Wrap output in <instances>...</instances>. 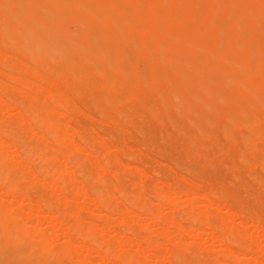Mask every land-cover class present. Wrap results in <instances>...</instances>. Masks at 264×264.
<instances>
[{
    "label": "rangeland",
    "instance_id": "obj_1",
    "mask_svg": "<svg viewBox=\"0 0 264 264\" xmlns=\"http://www.w3.org/2000/svg\"><path fill=\"white\" fill-rule=\"evenodd\" d=\"M76 1L81 6L85 5L84 6L85 8H83V7L81 8L82 11H87L86 9H89L93 5H96L99 3H104L105 7H108L109 3H110V1H107V0H80V1L76 0ZM113 1H114V3H117L120 0H113ZM125 1L127 2L128 6H131V7L138 6L140 8L138 11V19H141L140 21H141L142 28L147 29V31H149V32L147 34L144 46L138 47L139 48L138 49L137 46H135L136 48L134 47L136 35L135 36L129 35L130 37H128L125 34V32L123 31L124 30L123 26H121L120 28L117 27L116 30L118 29L117 30L118 39L110 40L109 45H106L102 48V53L104 51L105 54L104 53L103 54L105 56L109 52L108 50L110 49V47H111V50H114L117 48L116 50H117L119 55L109 56V57H110L111 62L114 61L113 67H112L113 69H114V65L117 66L118 63L125 66L126 72H124V73L122 72L123 73L122 75L117 74L115 69H114L115 71H113V69L111 70V67H110L111 65H109L107 62H105L106 59H102V60H99V62H98L99 69H101L100 70L101 72H98V65H94V64L81 65L80 68L82 69V71L80 72V74L82 73L81 74L82 76L77 72V74L80 75L79 77L81 79V81L78 82V80H80V79L76 75V71L73 70L75 72V73H73L72 69L69 67L70 65H68V64L66 65L63 61H60L59 59H55V60H53V62L48 61V59L46 57H43V56H39L36 60L32 59L33 58L32 50L31 49L19 50V48H20L19 44L22 41L30 40L32 42V44L35 43L36 46L41 45L40 42L44 41L46 39H49L48 34L52 33V31L50 29L44 30L41 25H35V26L31 27L30 26L31 21L30 20H27V21L24 20L20 16L19 13H16V15L11 17V22H12L11 24L14 26V29L18 33V35L15 36L16 37V42H14L15 44H12L13 40L15 39L14 37L8 36L9 38H7V37H5L7 35L2 33L3 32L2 30H1L2 32H0L1 37L4 34V36L2 38L3 40L0 37V80H1L0 81V125H3L0 128V135L2 138V139H0V152L1 151L3 152V153L1 152L0 158L2 156H3V158H5L2 161L3 163H0V176H2V175L4 176V174H6V172H8L7 169L9 168L10 174H11V172L13 173L14 170L16 171L11 176L14 177V174H17V172L19 171L21 173L20 174L18 173V174L20 176H22V178H23V180L20 182L19 177L15 178L16 176H18V174H17L14 178L16 179V181L18 179L17 182H19V183L17 184V182L13 178L12 180L16 183L14 184V182H13V184H12L13 186H12L11 185L12 180L10 181L9 179H7V176H8V178L10 177V175L7 173L8 175H6L5 181L9 180V183H7V181H6L7 184L4 182L3 183L6 184V187H8V188H4L2 185V182L0 183V185H1L0 186V198H1L0 200H1L2 204L4 205V208L6 205H8V206H6V209L3 210V208H2L0 210H1V212L3 210V212L5 214H8L12 217L14 216L16 219L21 218V219H19L20 221L18 220L19 222L18 223L16 222L15 224L17 225L21 222L20 224L22 226V231L23 232L25 231L23 233V235H20L19 234L20 231L16 230V227H17V229H21V228H19L20 225H18L19 227L18 226H16V227L11 226V228L9 227V230L10 229L12 230L14 228L16 231H18V232H16V234L18 233L19 235L14 234L15 233L14 230H12L13 233H11L12 231H10V233H9V230L7 229L8 224H7V226H6V224L3 226L4 223L1 224V226L5 230L4 231L3 228L0 227V230L2 229V231H0L1 237L3 236L2 239L4 238V236L7 238H10V239H8V240L4 239L5 242L3 240H1L3 242V244H1L0 246H2V245L3 246L0 248V253H1L2 249L7 248L8 250H6V249H4V250L7 251L8 255L6 253H4L5 252L4 250H2V252L5 255V256L3 255V257H5L6 260L1 261L0 264H9V263L13 264V262H15L14 264H26V263L27 264H34V263L35 264H70L71 259H72L71 260L72 264H105L107 262H109L107 264H115V263L116 264H120V263L121 264H128V262L130 264H132L130 261L124 262V258L129 256L128 254H132L133 252L136 253V255H135L136 260L138 259L137 257H140V260L139 259L138 260L140 262L142 261L141 262L142 264L143 263L144 264H183V263L186 264V262L188 264H201V263L202 264H204V263L205 264H240V263L241 264H264V259H263L264 258V170H263L264 166L262 167V164L264 165V162L263 163L261 162V160L264 161L263 160L264 159V156H263L264 155V120H262V119H264V97L263 98L262 97L261 98L253 97V96H251V94H250L251 92L249 90H245L243 92V95H241L237 99H235V102L237 103V101H239L240 104H238V103L236 104L235 102H230V101L224 100V101H218L217 102L218 112L216 111V113L213 112L212 110L205 109L204 108L205 105L202 103H204L205 100L207 99V97L209 96L208 93L209 92L211 93V91L213 89V84L215 83L216 78H217L216 73H214L213 70H211L209 72V74L207 73L204 77L203 82L205 83L204 84L205 85V87H204L205 91L198 92V94H197L196 93L197 85H195V83H194L190 86L193 93L187 94V96L183 99V102L187 106L194 108L193 110H190L188 112V110H184L182 108L180 109L179 107H177L179 105L178 98H175V100H173V97H172L173 96L172 93L174 95H176L178 90L181 92L185 90V88L183 87L182 81L184 80L183 77L185 78L189 74V71L187 70L189 68L185 67L188 64H186L184 66V68H180L179 67L180 63L178 64V63L174 62V60L175 61L177 60L176 55H178V53L181 51V47H176V46L172 45L173 35L180 32L181 28H183V26L187 24V19L189 17L197 14V13H200L202 8H204V15H203L204 19H206L207 21L209 20V22L212 24V26L218 25V24H220V22L228 23V20L231 18V16L228 17L230 14L226 15L225 18L218 16L219 15L218 13L220 11V2L225 3L227 0H193L192 3L188 4V5H186V3H185L186 0H180L179 6H178L179 1L171 2L170 0H166V1L165 0L164 1L159 0V2H160L159 5L153 10L150 9L151 0H125ZM215 1H216V3H215ZM246 1H248L250 6H252L251 8H253L254 10L258 9V7L264 6V0H246ZM143 5H145L146 7H143ZM114 8L112 10L113 14H114V19H117L118 17H120V11H119V9H117V7H114ZM142 8H144V9H142ZM117 14L119 16H117ZM167 14L172 15L173 17L171 19L167 20L165 18V16ZM149 17H151V18H149ZM241 17L242 18L240 20V23L242 25H244V24H246L252 20V19H250V17L248 15L247 16H241ZM114 21L115 20L109 22V24H111V28L114 25ZM202 21H203V19H202ZM243 21H244V23H242ZM104 23H105V21H103L102 25H106ZM257 24L260 28L264 29V18L258 20ZM146 26H147V28H146ZM24 27L25 28L27 27L25 29V30H27V35L23 33ZM105 27L107 28L108 26H105ZM149 27L151 28V30ZM29 28H31V29H29ZM240 30H241V33H239V35L237 34L236 36H234V34H231V33H227V34L224 33L225 35L224 34H216V35L212 36L209 39V45L206 48L207 50L201 49L203 51H200L199 48L197 50V49L193 48L194 46L192 45V43H190V46H187V48L184 50V53H186L188 55V57H191V56L192 57H202V56L205 57L210 52L215 53V55H216L217 50H219L218 48H220V51L233 49V48H239V49L241 48V50H239L242 53L240 56L243 59L253 60L255 58V56H254V58L251 59V55L249 57L247 55L248 53L246 51H244V49H243L244 46L246 45V42H247L249 37L246 36L247 34H245V32H242V29H240ZM167 34H168V36H167ZM92 36L94 37L95 35H92ZM92 36H91V38H92ZM133 36H134V39H133ZM170 36L172 37V39H170ZM6 38L11 39V42H9L10 40H7ZM94 38L100 39L101 36L99 34H96V36ZM10 43H11V45H10ZM87 43H88V40H87ZM131 44H133V45H131ZM1 51L3 54L1 53ZM11 53L16 55L17 59H12L11 57H9L11 55ZM126 53H127V55H125ZM136 53L140 54V55L139 56L137 55L138 56L137 59L132 60L134 54H136ZM14 55H12V56H14ZM77 55H78V57H84V54L81 51L79 53H77ZM242 55H244V56H242ZM126 56H127V59H126ZM111 57L114 58V59L112 58L113 61H112ZM14 58H15V56H14ZM106 58H107V56H106ZM123 58H125V59H123ZM10 59H12L13 61L11 60L12 61L11 62ZM19 60L21 62V65L16 64L17 65V67H16V65H14L13 62L15 61L18 63ZM56 60H57V62H56ZM103 60H105V61H103ZM75 61H76V57L72 56V57L68 58V63H73V62L75 63ZM177 62H178V60H177ZM22 64H24V65H22ZM48 64H49V70L47 69ZM41 65H42V67H41ZM106 65H108V67L110 69H108V67ZM23 66H25V67H23ZM26 66L27 67L31 66L33 68V70H35V73L38 75H33V77L36 76L37 79L32 78L31 74H30L31 76L29 74H28L29 76H27V72H29V67H28V71H26V75H24L22 73V70L25 69ZM66 66H68V68L64 69V68H66ZM219 66H221V65L219 64ZM56 67L58 68V70H56ZM17 68H19L20 70H21V68H23V69L20 72V70H18ZM87 68H89V69L86 70ZM235 68L236 67H234V69ZM50 69L51 70L53 69V70L51 71ZM59 69H60V73L62 72V74H63V75H60V77L62 76V78H60L58 76ZM103 69L104 70L106 69V70L103 71ZM160 69H167L168 72H170V75L174 81H173V83H171L170 81L161 82L160 86H158L160 91H158V88H157V90H156L157 93H156V92H153L154 89L152 90V87L150 88V86L152 84L150 85L148 81ZM30 70L33 71L32 69H30ZM31 71L29 73H31ZM37 72H40V74ZM35 73H33V74H35ZM148 73L150 74L149 77L147 76ZM72 74H75L74 76H76V77H74ZM111 74H112V77L110 76V79H109L108 75H111ZM14 76H16V77H14ZM23 76H24V78H25V76L29 77V78L26 77L28 79L27 84H28L29 79L30 80L32 79V82L34 80L37 81V84L40 86V88L38 87V85H36L35 81L33 83L40 90L37 89V87L34 85H32V88L34 87L35 90L34 89L33 90L35 91V93L39 94V95L37 94V96H39L38 98L34 97L35 93H33V99H32V92H34L32 90V88L30 89V87H27V85L23 86V82H22ZM113 76L115 77V79ZM71 77H74V78H71ZM128 77H129V80H128ZM106 78L109 79L108 82H111L113 79L114 80L117 79L118 80V81H116V82H118V83H116L117 86H114L111 88L109 87V84H106V85H108V87L102 86L105 83V81L107 82ZM16 79H18V80H16ZM141 79H144V80L146 79V80L143 81ZM65 80H66V82H65ZM90 80L91 81L93 80L92 82L94 83V85H92ZM114 80H113L112 84L110 83L111 85H113L115 83ZM130 80H131V82H130ZM121 81H125L124 82L125 85L122 82L124 86L122 84H119V83H121ZM24 82H26V81H24ZM102 82H103V84H102ZM250 82H251V84L255 83L254 85H259V86L264 87V76L252 77V78H250ZM73 83H75L74 88H73ZM95 83H97V84H95ZM126 83H127V85H126ZM143 83H145V86ZM168 83H170V84H168ZM171 84L173 86H171ZM48 85H50V86H48ZM66 85H68V86H66ZM28 86H31V85H28ZM65 86L67 87L66 91H65ZM101 86L103 87V89H101L102 88ZM121 86H123V87H121ZM169 86L173 89L170 90L171 88H168ZM8 87H10V88L8 89ZM41 87H44V88L41 89ZM124 87H126V88L128 87L127 90ZM2 89H4V90H2ZM10 89H12V90H10ZM117 90L118 91L120 90L119 91L120 93ZM129 90L130 91L132 90V94H128L129 96L131 95L130 97L126 96V93H130ZM169 90L173 91V92H171V95H170ZM47 91H48V93L50 92V94H48ZM114 91H116V92H114ZM122 91H124V92H122ZM28 92L30 93V98H28L29 95L26 94ZM52 92L55 94L52 95ZM19 93H21L22 95ZM58 93H59V95L57 96ZM60 93L61 94L63 93V95L65 96L64 99H66L67 102L64 101L63 104L61 103L63 101V95H60ZM123 93H125V99L122 102V99L124 97ZM229 94H231V91ZM122 95H123V97H121ZM59 96H61L62 98H58ZM108 96H109V98H113V100H115L113 102H115V103L117 102L116 105H115V103L112 104L109 102V104H108L107 102L106 103L104 102L105 100L106 101H112L111 99H109V100L107 99ZM115 96H118V98H122V99H119V104H118V101H116V98L114 99ZM174 97H176V96H174ZM25 98H28L29 100L31 99L30 100L31 105L33 104L31 107L29 105L30 102H29V104L27 103L29 100L27 99L28 100L27 101ZM118 98H117V100H118ZM254 98L257 100H255ZM24 99L27 102L24 101ZM59 99L62 101H60ZM164 99H165V101H164ZM176 99H177V101H176ZM125 100H127L129 102H127ZM96 101H98V102H96ZM240 101H242V102H240ZM260 101H263L262 102L263 105L261 104V106H260V103H261ZM23 102L25 104H23ZM167 102H169V104ZM4 103H6V104H4ZM20 103H21V106L24 105L23 106L24 108L27 107L26 110H28L30 107L29 110H33L34 112L30 111L28 113V111H26V110L23 111L22 109H24V108H22L20 106ZM26 103L28 104V106L25 107V105H27ZM44 104H45V107H47V109L44 107ZM149 105L151 107H147ZM155 105H156V107L159 108V110H157ZM237 105L239 107H237ZM49 106H51V108ZM194 106L195 107L197 106V107L195 108ZM37 107L40 109H42V108L43 109L39 110ZM240 107H241V109H240ZM145 108H146L147 112H149V108H151L150 111L152 110V113L150 112L151 114L150 113L145 114L146 113V111H144ZM161 108H162V110H161ZM176 108L179 109V111ZM252 108H253V110L255 109L256 111L255 110L254 111L257 113H255V112L252 113V111H253ZM246 109L251 110V111L246 112L247 111ZM19 110L22 111V114H20L21 111H19ZM46 110L48 113H46ZM238 110H240V111H238ZM242 110H244V111L242 112ZM35 111H37V112H35ZM38 111H40V112H38ZM43 111L46 115H44ZM155 111H156V114L154 113ZM158 111L161 112V114L160 113L158 114ZM26 112H27V114H26ZM143 112H144V114H143ZM177 112H179V113L177 114ZM245 112L253 114L252 116L253 117L255 116L256 121L259 120L260 123L258 124L256 121H253L251 123L250 119L252 117L250 119L248 118V117H250L249 116L250 114L247 115V117H246ZM255 114H257L258 116H256ZM230 116H231V118H230ZM262 116H263V118H262ZM44 117H46V118L44 119ZM48 117H49L50 121L54 120V121H52V123L54 122L57 124V125H54L52 123H51V125L49 124L50 127L54 125L55 126V127L53 126L54 129L49 128V125H47V124H44V126L46 127V125H47L49 128L48 130L46 129L47 127L45 128L42 126L43 121L48 119ZM13 118H14V120L10 121ZM169 118L172 121H170ZM211 118H212V120H211ZM42 119H43V121L41 122ZM189 119H191V122H193L194 125H191L189 123V121H190ZM207 119H208L209 125L211 124L212 126L211 125L210 126L205 125ZM101 120L104 121V124L101 123ZM210 120H211V123H210ZM245 120H249V121H245ZM254 120H255V118H254ZM50 121H49V123H50ZM98 121H100V123ZM7 122L10 124H11V122H13L12 123L13 125H14V123H16V124L12 127V129L8 128V131L5 130L6 133L2 134L3 130H4L3 128L7 129V126H5L8 124ZM47 122L45 121L44 123H47ZM173 122H175V123L177 122V124H179L181 122L179 125L182 126V124H183V126L181 127L177 124H173ZM244 122H245V124H244ZM41 123H42V125H41ZM247 123H248V125H247ZM10 124H8V126H11ZM252 124H255V125L252 126ZM39 125L42 126L44 131H46L47 133L50 132L51 134L50 133L45 134L43 132V129L42 128L40 129ZM250 126H252V128L255 127L254 128L255 131L252 129L251 133H253V132L256 133V130H257V133L255 135H254V133L251 134L249 132V131H251ZM71 127L72 128L74 127V129H72ZM222 127H225L228 130V131H225L226 129H224L225 132H231V134L228 133L229 137H231V135L233 137H231V138L226 137L225 134H227V133H224V135H225L224 136ZM180 128H182V129H180ZM184 128L187 131H185ZM50 129H53V132H51L52 130H50ZM179 129H180V132L178 131ZM1 130H2V133H1ZM41 130H42V133H41ZM181 130H183V131H181ZM221 130H222V132H221ZM12 132H13L14 136H12L11 138H8L9 136L12 135ZM187 132H190V133H188L189 135H186ZM40 134L46 135L45 136L46 139L45 138L43 139L44 142L41 139V138H43V136L41 135L42 137L41 138L39 137ZM256 136L258 138H256ZM24 137L27 138V140H26V138L24 139L25 145L30 144V146L32 145L33 147L38 145L39 148L36 149L37 152L34 151L35 147L33 148L34 150H32V148L30 146L28 148L31 150H28L27 148H25L26 146L24 147L25 149H23V150L21 149L24 146V145L21 146L23 144V141H24L22 138H24ZM194 137H195V139H197L196 140L197 142L195 141ZM39 138L41 139L42 147L39 146L40 145V139ZM59 138H61V139H59ZM92 138H93V140H92ZM192 139L194 140V143L196 142L197 144H198V141L201 142V140H203L202 141L203 144L199 143L197 145L195 143L198 146V148H197V146L195 147L194 144L191 143ZM20 140L21 141L23 140L22 144H19V142H21ZM60 140H61V142H60ZM16 141H18V142H16ZM26 141L29 143L26 144L27 143ZM62 142H64V143H62ZM43 143H45V144H43ZM92 143H93V145H92ZM206 143H207V145H206ZM210 144H212V145H210ZM247 144H250V145L247 146ZM19 145L21 146L20 149H18ZM122 145H124V146L122 147ZM199 145H201V146H199ZM118 146H120V149ZM206 146H208L209 150L206 149L207 148ZM254 146H256L257 149ZM258 147L261 148V150ZM40 148L42 150L41 151L42 153H39V151H38ZM198 149H199V152H203L204 154L200 153V156H198L199 155V152H197ZM19 150H21L23 152H24V150H26V152L28 150L29 152H27V153H29V155L25 152L26 156L28 155L27 156L28 158L31 157L30 153L32 154L33 151L35 152V154L37 153L36 154L37 156L36 155L34 156V154H33L34 157L32 158L33 161H31V163L27 157H24L25 159L27 158V160L29 162L28 163L27 160L25 161V159L23 158L25 153L21 154V152ZM200 150H202V151H200ZM227 150L229 152H227ZM239 150H240L241 154L243 152L242 156L240 155V153L238 154L237 151H239ZM259 151H261V152H259ZM232 152H233L234 156L232 155ZM64 153L67 154V156L64 155ZM195 154H197L195 158H197V156H198L197 159H199V161L197 159L196 160L194 159L193 156H195ZM207 155H209L208 158H207ZM47 157H49V159ZM199 157H201V158H199ZM260 157H262V159ZM3 158H1V159H3ZM85 158H87V159H85ZM205 158H206V160H205ZM232 158L234 161L232 160ZM244 158H246V159H244ZM1 159H0V161H1ZM7 159H8V161H7ZM82 159L86 162V164H88L87 166H89V167L84 166L85 165L84 162L80 163L78 161V160H80L82 162L83 161ZM54 160H55V162H54ZM75 160H77V161L75 162ZM248 160H250L248 162V163H250L249 166H248V164L246 165ZM56 161H57V163H56ZM53 162L56 164V166L53 165ZM105 162H106V164H105ZM11 164L15 165L14 168H17V169L13 168L14 170L12 171L11 167H13V166L10 167ZM78 164L81 165L82 170H83V167L88 168L87 169L88 171H89V169L92 170L91 171L92 173L89 171V173H91L89 178L87 175V172H88L87 170H86V173H84V174L82 173L84 171L81 170L82 172H79L77 170L78 168H80V166H78ZM51 165L56 167V168H54V167L52 168ZM82 165H83V167H82ZM254 166H256V167H254ZM49 168L53 171H50ZM55 169H57V170H55ZM5 170H6V172H5ZM54 170L56 171V173H54L55 172ZM47 171H49L51 173V174L49 173L50 176L48 175ZM112 171H113V173H112ZM138 171H140V172H138ZM59 172H61V173H59ZM69 172L70 173L72 172L73 175L70 174ZM95 172L98 174H95ZM30 173H32V174H30ZM77 173H79V175ZM22 174L29 176L28 177L29 179L26 178L27 176L24 179ZM85 174H86V177L83 176ZM130 174H132V175H130ZM70 175L72 176L71 178L69 177ZM123 175L126 177H123ZM30 176H33V177L35 176V178H37V179L34 178L35 180H33V177H31L32 180H31V182H29L31 179ZM65 176L69 177V178H67L68 180L66 179L67 181L65 180V178H66ZM38 178H40V179H38ZM62 178H64V179H62ZM117 178H118V180H114ZM20 179H21V177H20ZM26 179H27V181H26ZM50 180L51 181L53 180V183ZM129 180H130V183H129ZM36 181H37V183H35ZM111 181H113L114 184H113V182L111 183ZM158 181H160V182H158ZM28 182L29 183H33V182L35 183V184L33 183L34 185L32 184L33 185L32 190H34L36 192V194L39 193L38 195H36L35 192H33L31 190V187H30L31 184H28ZM50 182L53 185H54V182H56V184H57V185L55 184V186H57L56 187L57 189L54 186L55 189L52 188V190H54V191L51 190L52 192L56 193V196L53 195L55 193L52 194L51 191L49 192V188H51ZM122 182H124V183H122ZM261 182H262V184H261ZM121 183L123 186L126 187L127 190L124 187H122ZM133 183L135 184L134 185L135 187L132 185ZM8 184L12 186V187L10 186L12 189L9 188ZM16 184L19 186L15 187ZM53 185H52V187H53ZM129 186H131V189ZM22 187H23L24 191H23ZM155 187H158V188H155ZM17 188H19V191L22 190V192H19L20 194H18V191H17L16 192L17 196H16L15 192H13V189H14V191H16V190H18ZM26 188H27L28 192H25ZM114 188H118V189L121 188L122 192L120 191V193H118L119 191H117ZM5 189H7V191H5ZM9 189H10L11 193H8V194H14V196L10 195L8 197V195L6 194L7 197H5L4 193L9 192L8 191ZM91 189H93L94 191L96 190L98 192V194L94 193V191ZM107 189L110 190V195L113 197V199L111 198L110 195H108L109 191H106ZM152 189L153 190L155 189V191L156 190L157 191L154 192V191H152ZM30 190H31V192H30ZM103 190H105L104 191L105 198L103 195V198H104L103 200L105 201L106 199H108L105 201L106 202L105 204L103 201H102L103 202L102 203L100 200V198L102 199V197H100V196H102L103 193H101V192H103ZM127 191H128V193L130 192V194L126 193ZM2 192H4V193H2ZM50 193H51V196L53 198H50ZM24 194L26 196V197L24 196V200L26 199L25 201L22 199ZM26 194L29 196H27ZM40 194H41V197L43 199L40 197ZM199 194H201V195H199ZM30 195L33 196V198L34 197L38 198V196H39L38 199L35 198L36 200H38L37 201L38 203H36L35 199H32V197ZM98 195L100 198L98 197ZM107 195L109 196V198H107L108 197ZM202 195H204V196H202ZM210 195H212V196H210ZM222 195H224L225 198ZM19 196H22V198L20 197L21 198L20 199ZM221 196H222L223 200L221 199ZM29 197H31V198H29ZM55 197L57 199H59V201L56 200ZM71 197H73V198H71ZM96 197H98V199ZM203 198H205L206 200ZM50 199H51V201H50ZM141 199L142 200L145 199L146 201L144 200V202H147V205L150 204L151 206L150 205L147 206L145 204L146 206L145 207L143 206L144 208H141L142 206L139 205V204H141V202H140V201H142ZM39 200H40V202H39ZM109 200H111V201L108 203L107 201H109ZM114 200L117 202H113ZM43 201H48V205L50 206V209H49V207H47L48 206L47 202L45 203ZM49 201L52 202V206L56 205L57 207L54 206V208H53ZM189 201H191L190 202V203H192L191 205H190ZM70 202H71V205L69 204L70 206L66 205V203L68 204ZM92 202H94L100 208L98 206H97L98 209L93 207L94 210L97 209L94 211L92 208H90L94 204V203L92 204ZM97 202L102 204V205L98 204ZM111 202H113V203H111ZM144 202L141 205H143ZM107 203H108V206L106 205ZM114 203H115V207L117 206L116 209H118V210H116L115 208H113V209L111 208L112 210L110 209V206L113 205ZM58 204H59L60 208H58ZM90 204H92V205H90ZM95 204H94V206H95ZM0 206H2V205L0 204ZM63 206H65V207H63ZM67 206H68V208H67ZM105 206L107 207V208H104L106 210L103 209V207H105ZM138 206L140 208H138ZM18 207L19 208L21 207V208L19 209ZM113 207H114V205H113ZM118 207H122V208L124 207L123 210H125V211H123L122 208H118ZM146 207L148 209L150 208L148 210L150 212L147 211ZM216 207H218V208H216ZM54 209L57 210L56 211L57 213L59 212L58 213L59 215L55 212ZM91 209H92V211H91ZM119 209L122 210V213ZM203 209L205 212H202ZM216 209H217V211H216ZM53 210H54L55 214L57 215L56 219L54 218L55 220L52 219L53 216H55V214L52 215ZM198 210H200L201 212ZM22 211H24V212H22ZM43 211H44V213H43ZM48 211H50V212H48ZM51 211H52V213H51ZM63 211H65V212H63ZM196 211H197L198 215H200V216L196 215V213H195ZM206 211L210 215H206L207 214ZM253 211H255L254 212L255 214L253 213ZM118 212H120V213H118ZM123 212L125 215H126V213H128L131 219L129 218L128 215H127L128 217L126 216V218H125V215L123 214ZM199 212H200V214H199ZM61 213H62V215H61ZM72 213L74 214L73 216H71ZM91 213H93V215ZM104 213H105V215L107 213L110 214L111 218L109 217V215L105 216ZM202 213H203V215H202ZM0 214H1L0 216L5 217V214L4 215H2V213H0ZM64 214H66V216ZM100 214H102L101 215L102 217L105 216L106 219L105 218L104 219L106 220V222L100 218L101 217ZM192 214L196 215V217L195 216L193 217ZM252 214H254V215H252ZM8 215H6V217H8ZM76 215H78V216H76ZM188 215L189 216L191 215V219ZM211 215H213V216H211ZM60 216H62V218ZM107 216L110 218V220L108 219L109 220L108 222H107ZM203 216H207L208 218L206 217V220H205ZM220 216H222V217L219 218ZM6 217L4 218V220L2 217H1L2 219L0 218L2 220V222L5 221ZM12 217H10V219H12ZM64 217H68V219L66 220V218H64ZM90 217H91V219H90ZM200 217H203V218L201 219ZM195 218H197V219H195ZM198 218H199V220H198ZM10 219L7 218L6 220H8V222H9ZM16 219H13V221ZM50 219H51V221H49ZM75 219L78 220V222H79V220H81L80 221L81 223L80 222L77 223V224H79L80 228H77L79 226H77V224L75 223L76 222V221H74ZM111 219H113V220H111ZM124 219H126V220L129 219V223L131 224L130 226L129 225L127 226L128 230H127V228H125L126 222L125 221H124L125 223L123 222ZM132 219H133V221H132ZM13 221L10 220V222H13ZM71 221L76 224L75 225L76 229L72 228L71 224L73 225V223L68 224ZM131 221H132V223H131ZM136 221H137V223H136ZM199 221H201V222H199ZM22 222H23V224H22ZM57 222H58V224H57ZM103 222H104V224L101 225ZM114 222L115 223L117 222V224H116L117 226L116 225L110 226V224H115ZM220 222H222L223 225ZM240 222H241V224H240ZM0 223H1V221H0ZM107 223H109V224H107ZM10 224L15 225L14 223H10ZM216 224H221L224 227H222L221 225H216ZM232 224H234V225L232 226ZM33 225H35V226H33ZM104 225H105V227L108 225L110 228H108V226H107L106 231L103 230L104 234H101L102 233L101 228H103L102 226H104ZM25 226L26 227L28 226L27 235L30 234V235H28V236H30L29 238L25 237V233H26V227ZM118 226L120 227V229ZM179 226H181V227H179ZM190 226H192V227H190ZM133 227L136 229H134ZM215 227L219 228L218 230L221 229L220 232L217 231V229H215ZM231 227H234V228L236 227V228H235V230L232 231ZM70 228H72L71 230L74 229L75 232H73V231L71 232ZM181 228H184V229L182 230ZM222 228H223V230L224 229H229V230L231 229V230L230 231L225 230L224 231L225 234H224L223 232H221V231H223ZM114 230L115 231L119 230V233H116L117 231L115 232ZM152 230H153V232H152ZM3 231H4V233L6 232L7 235H4V233L1 234V232H3ZM22 231H21V233H22ZM43 231H45V232H43ZM120 231L122 234L120 233ZM228 231L230 232V234ZM88 233H90V234H88ZM231 233H232V235H231ZM233 233H235V236H236L235 238L237 240L240 239L238 241H239V243L240 242L242 243V244L240 243L241 246L247 241L244 244L246 247L245 246L241 247L240 244L238 243V241L233 244V242H235V240H236L235 238H233L234 237ZM12 234H13V236H12ZM86 234H87V236L90 235V237H87ZM227 234H228V236H227ZM14 235L16 236V238L13 239L12 237H14ZM100 235L105 236L106 242H103V243L111 245L110 247H113L112 248L113 250H111V248L107 245H106L107 248H106V246H103L104 244L101 245V243H102L101 241H103L101 238H104V236L99 238L98 236H100ZM141 235L142 236L145 235V237L143 238ZM224 235H226L227 237ZM17 236H18V238H17ZM20 236L22 238L24 236V238L22 239ZM43 236H44V239H43ZM84 236H86L87 240H86V238H84ZM146 236H148V238ZM112 237H114V238H112ZM134 237L139 240L140 244L142 243L141 246L139 245V247H138L139 243L138 244L136 243V239ZM141 237H142V240L139 239ZM225 237L229 238L231 240L225 239ZM19 238H20V240H19ZM38 238H39V240L42 239L44 241V243H41V241H40V243H38L39 242ZM145 238H146V240H145ZM15 239H18L19 243H17V241ZM32 239L35 241V243H38L41 246V248H39L40 246L35 244ZM66 239H67V241H66ZM98 239H100L101 241ZM126 239L128 240V242ZM77 240H80V241L82 240L81 241L82 244L80 241H77ZM132 240H134L135 242ZM138 240H137V242H138ZM1 241H0V243H1ZM11 241H14V243ZM20 241L22 244L20 243ZM98 241H99V243H98ZM143 241H144V243H143ZM222 241H224V242H222ZM243 241H245V242L243 243ZM15 242H16V244H15ZM156 242H158L159 244ZM226 242H229V243H226ZM76 243L78 246L76 245ZM149 243H151V245H152L151 248L149 246ZM171 243H172V245H171ZM197 243H199V244H197ZM249 243H251V245ZM18 244L22 245V247H24V248L21 247V249H20V246ZM42 244H45V245H43V247H42ZM99 244H100L101 248L98 247ZM236 244H238V245H236ZM12 245L17 246V247L15 248ZM36 245L39 247H36ZM156 245L158 247H156ZM194 245H198V246H194ZM248 245H250L251 249L248 247ZM96 246H97V248H96ZM18 247L20 250L18 249ZM59 247H60V249H59ZM146 247H147V249H146ZM61 248L63 251L61 250ZM254 248L256 250H253ZM16 249L18 252H14ZM94 249H95V251H94ZM101 249H103L102 252H101ZM227 249H229V250H227ZM21 250H23L24 253ZM26 250H27L29 255L27 254ZM28 250H30V251H28ZM33 250L35 252L39 251L41 253H38L39 255L36 256V255H34L33 252H31ZM142 250H143V253H142ZM191 250L194 254L191 253ZM250 250H253V251L250 252ZM19 251H20V254H19ZM61 251L63 253H61ZM112 251L115 253V255ZM122 251H125V252H123V254H124L123 256L120 255V253ZM254 251L256 254L254 253ZM29 252H31V253H29ZM66 252H67V254H66ZM69 252L71 253V255ZM109 252H111V254ZM138 252H140V254L144 255V256H142L143 258L141 256H137ZM11 253H13L14 255L17 253L18 256H12V259H13L12 260L10 257ZM25 253H26L27 258L24 257ZM135 253H133V254H135ZM21 254H22V257L19 256ZM112 254L114 257L112 256ZM117 254H119L121 257ZM154 254H155V256H154ZM30 255H33L34 257L32 256L33 257L32 258ZM66 255L67 256L69 255L68 258H70V259H67ZM107 255H108V259L111 257L110 258L111 262L107 259ZM230 255H231V257H230ZM48 256H50L51 258H49ZM117 256L119 258H117ZM252 256H253V258H252ZM91 257H94V258H91ZM102 257H103V260H102ZM130 257L131 258H129V259H131L132 262L133 261L135 263L139 262L138 260L137 261L132 260V258H134V255L133 256L131 255ZM182 257H183V259H182ZM257 257H259L260 259ZM1 258L2 257H0V259ZM21 258H22V260H21ZM188 258H189V261H188ZM88 259H89V261H88ZM127 259L128 258H126V260ZM174 259H176V260H174ZM257 259H259V260L257 261ZM50 261L51 262L53 261V262L50 263ZM90 261H92V262L90 263ZM86 262H88V263H86ZM140 262H139V264H141ZM242 262H244V263H242ZM136 264H138V263H136Z\"/></svg>",
    "mask_w": 264,
    "mask_h": 264
},
{
    "label": "bare ground",
    "instance_id": "obj_2",
    "mask_svg": "<svg viewBox=\"0 0 264 264\" xmlns=\"http://www.w3.org/2000/svg\"><path fill=\"white\" fill-rule=\"evenodd\" d=\"M80 1V0H79ZM107 1H110V3H109V6L108 7H105V5H104V3H99V4H96V5H93L92 7H90L89 9H86L87 11H82L81 10V8L83 7V8H85L84 6L85 5H83V6H81L76 0H0V26L2 27H0V32H2V33H4L5 35H7V36H5V37H7V38H9V37H14L15 39L13 40V42H12V44H15L14 42H16V37L15 36H17L18 35V33H17V31L14 29V26L11 24L12 22H11V17L12 16H14V15H16V13H19L20 14V16L24 19V20H30L31 22H30V26L31 27H33V26H35V25H41L42 26V28L44 29V30H46V29H50L51 31H52V33H50V34H48L49 35V39H46V40H44V41H41L40 42V44L41 45H38V46H36L35 45V43H33L32 44V42L30 41V40H27V41H22L20 44H19V46H20V48H19V50H22V49H31L32 50V52H33V58L32 59H34V60H36L39 56H43V57H46L47 59H48V61H52L53 62V60H55V59H59L60 61H63L66 65L68 64V65H70L69 67L72 69V71L74 70V71H76V75L78 76V78L80 79V75L82 74H80V72L82 71V69L80 68L81 67V65H86V64H94V65H98V62H99V60H102V59H106V61L105 60H103V61H105V62H107L109 65H111L110 67H111V70L113 69L112 67H113V57H111V59H112V61L113 62H111L110 61V57L109 56H117V55H119L118 54V52H117V48L116 49H114V50H111V47H110V49L108 50L109 52L106 54V56H107V58H106V56L104 55L105 54V52L103 51V53H102V48L104 47V46H106V45H109V42H110V40H115V39H118V32H117V30H116V28L117 27H121V26H123L124 27V32H125V34L128 36V37H130L129 35H136V38H135V45H134V47L135 46H137V48L138 47H141V46H144V43H145V40H146V37H147V34H148V32L149 31H147V29H144V28H142V25H141V19H138V11H139V7L138 6H135V7H131V6H128V4H127V2L125 1V0H120V1H118L117 3H114V1L113 0H107ZM164 1V0H163ZM166 1V0H165ZM171 2H176V1H179L178 2V6H179V3H180V0H170ZM192 1L193 0H186L185 1V3H186V5H188V4H191L192 3ZM83 2V1H82ZM159 0H151V2H150V9L151 10H153V9H155L158 5H159ZM215 3H216V1H215ZM83 4V3H82ZM86 4V3H85ZM89 4V3H88ZM147 5V4H146ZM141 6V5H140ZM88 7V6H87ZM114 7H117V9H119V11H120V17H118L117 19H114V14H113V8ZM143 7H146L145 5H143ZM219 7V6H218ZM252 6H250V4L248 3V1H246V0H227L225 3H221L220 2V11H219V17H224L225 18V16L226 15H228V14H230L228 17H230L231 16V18L228 20V23H224V22H220V24H218V25H213L212 26V24L209 22V20L207 21L206 19H204V17H203V15H204V8H202L201 9V11H200V13H197V14H195V15H193V16H191V17H189L188 19H187V24L186 25H184L183 26V28H181V31L180 32H178V33H176V34H174L173 35V42H172V45L173 46H176V47H181V51L178 53V55H176V59L178 60V62H177V60L175 61L174 60V62L175 63H180V65H179V67L180 68H184V66L186 65V64H188L187 66H185V67H187V68H189V69H187L188 71H189V74H188V76H186L185 78L183 77V87L185 88V90L184 91H177V93H176V95H174L173 93H172V97H173V100H175V98H178V100H179V105L177 106V107H179L180 109L182 108V109H184V110H188V112L190 111V110H193L194 108H192V107H189V106H187L184 102H183V99L187 96V94H191V93H193V91H192V89L190 88V86L192 85V84H194L195 83V85H197V91H196V93L198 94V92H201V91H205L204 90V87H205V83L203 82L204 81V77H205V75L208 73L209 74V72L211 71V70H213L214 71V73H216V76H217V78H216V81H215V83L213 84V89H212V91H211V93L209 92L208 94H209V96L207 97V99L205 100V102L204 103H202V104H204L205 105V109H209V110H212L213 112H215L216 113V111L218 112V110H217V102L218 101H224V100H226V101H230V102H235V99H237L239 96H241V95H243V92L245 91V90H249L251 93V96H253V97H256V98H263L264 97V87H262V86H259V85H254L253 83L251 84V82H250V78H252V77H255V76H264V29H262V28H260L259 26H258V20H260V19H263L264 18V6H262V7H258V9H253V8H251ZM187 8V7H186ZM115 9V8H114ZM142 9H144V8H142ZM218 10V9H217ZM33 15V16H32ZM249 16L250 17V19H252L250 22H248V23H246V24H244V25H242L241 23H240V20H241V16ZM116 16V15H115ZM117 16H119L118 14H117ZM173 16L172 15H169V14H167L166 16H165V18L168 20V19H171ZM149 18H151V17H149ZM14 19V18H13ZM16 19V18H15ZM202 19H203V21H202ZM256 19V20H255ZM113 20H115L114 21V25L112 26V28H111V24H109V22H111V21H113ZM174 20V19H173ZM103 23V21H105V23L104 24H106V25H102V23ZM257 21V22H256ZM101 23V24H100ZM242 23H244V21L242 22ZM40 26V27H41ZM105 26H108L107 28L105 27ZM27 28V27H26ZM25 27L23 28V33L24 34H26L27 35V30H25L26 29ZM114 28V29H113ZM146 28H147V26H146ZM150 28V27H149ZM29 29H31V28H29ZM180 29V28H179ZM240 29H242V32H245V34H247L246 36H248L249 38H248V40H247V42H246V45L244 46V51H246L247 53V55L250 57V55H251V59L252 58H254V56H255V60L253 59V60H248V59H243L240 55L242 54L239 50H241V48L239 49V48H233V49H228V50H223V51H220V48H218L219 50H217V52H216V55H215V53H212V52H210V53H208V55L207 56H205V57H188V55L186 54V53H184V50L187 48V46H190V43H192V45L194 46L193 48H195V49H197L198 50V48L200 49V51H203V50H207L206 48L208 47V45H209V39L212 37V36H214V35H216V34H227V33H231V34H234V36H236L237 34L239 35V33H241V30ZM2 30V31H1ZM150 30H151V28H150ZM159 31V30H158ZM120 32V31H119ZM160 32V31H159ZM4 34L2 35V37H1V39L3 38V36H4ZM96 34H99L100 36H101V38L100 39H98V38H94L95 36H96ZM151 34V33H150ZM224 34V35H225ZM92 35H95L94 37L92 36ZM242 35V34H241ZM9 36V37H8ZM91 36H92V38H91ZM121 36V35H120ZM134 36H133V39H134ZM167 36H168V34H167ZM123 37V36H122ZM6 38V39H7ZM170 39H172V37L170 36ZM235 39V38H234ZM3 40V39H2ZM5 40V39H4ZM7 40H10L9 42H11V39H7ZM87 40H88V43H87ZM222 40V39H221ZM220 40V41H221ZM133 42V41H132ZM123 43V42H122ZM222 43V42H221ZM2 44V43H1ZM10 45H11V43H10ZM131 45H133V44H131ZM45 46V47H44ZM109 47V46H108ZM113 47V46H112ZM192 47V46H191ZM219 47V46H218ZM239 47V46H238ZM136 48V47H135ZM139 49V48H138ZM144 49V48H143ZM163 49V48H162ZM194 49V50H195ZM201 49H203V50H201ZM214 50V49H213ZM82 52L83 54H84V57H78V55H77V53H79V52ZM147 51V50H146ZM163 51V50H162ZM196 51V50H195ZM29 52V51H28ZM149 52V51H148ZM1 53H2V51H1ZM206 53V52H205ZM212 53V54H211ZM3 54V53H2ZM151 54V53H150ZM211 54V55H210ZM245 54V55H246ZM12 55H14V54H12L11 53V55L9 56V57H11L12 59H17V56L16 55H14L15 56V58H14V56H12ZM125 55H127V53L125 54ZM130 55V54H129ZM140 55V54H134V56H133V58H132V60H135V59H137L138 58V56ZM5 56V55H4ZM31 56V55H30ZM76 57V61H75V63L73 62V63H68V58L69 57ZM242 56H244V55H242ZM109 57V58H108ZM2 58V57H1ZM7 58V57H6ZM116 58V57H115ZM12 59H10V61L12 60ZM20 59V58H19ZM123 59H125V58H123ZM126 59H127V56H126ZM154 59V58H153ZM3 61V60H2ZM13 61V60H12ZM11 61V62H12ZM17 61V60H16ZM56 62H57V60H56ZM104 62V63H105ZM129 62V61H128ZM170 62V61H169ZM14 63V65H18V64H20L21 65V62H20V60H19V62L17 63V62H13ZM64 64V65H65ZM129 64V63H128ZM177 64V65H178ZM219 64L221 65V66H219ZM17 65H16V67H17ZM19 65V66H20ZM22 65H24V64H22ZM235 65V66H234ZM107 67H108V65H106ZM236 67L235 69H234V67ZM23 67H25V66H23ZM29 67V72L31 71L30 69H32L33 70V68L31 67V66H28ZM28 67L26 66V70L25 69H23V68H21V70H22V73L24 74V75H26V71H28ZM41 67H42V65H41ZM97 67V66H96ZM68 68V66H66V68H64V69H67ZM149 68V67H148ZM18 70H20L19 68H17ZM46 69V68H45ZM47 69L49 70V64H48V67H47ZM46 69V70H47ZM89 68H87L86 70H88ZM108 69H110L109 67H108ZM114 69L116 70V73L117 74H123L124 72H126L125 71V66L124 65H122V64H120V63H118V65L116 66V65H114ZM113 69V71H115ZM21 70H20V72H21ZM51 70V69H50ZM53 70V69H52ZM51 70V71H52ZM56 70H58V68L56 67ZM70 70V69H69ZM94 70V69H93ZM101 69H99V65H98V72H101L100 71ZM106 70V69H105ZM104 69H103V71H105ZM24 71V72H23ZM55 71V70H54ZM71 71V72H72ZM73 71V73H75ZM108 71V70H107ZM134 71V70H133ZM150 71V70H149ZM29 72H27V76H29L30 74L32 75V78H34V79H37V77L36 76H34L33 77V75H38V74H36L35 73V70H33V71H31V73H29ZM59 73H58V76L60 77V75H63L62 74V72L60 73V69H59V71H58ZM70 72V71H69ZM77 72L80 74V75H78L77 74ZM95 72V71H94ZM123 72V73H122ZM5 73V72H4ZM33 73H35V74H33ZM37 73H39L40 74V72H37ZM87 73V72H86ZM108 73V72H107ZM137 73V72H136ZM212 73V72H211ZM3 74V73H2ZM11 74V73H10ZM9 74V75H10ZM29 74V75H28ZM7 75V74H6ZM30 75V76H31ZM73 76L75 75V74H72ZM84 75V74H83ZM125 75V74H124ZM146 75V74H145ZM149 73H148V77H149ZM27 76H25V78H24V76H23V80H22V82H23V86L25 85H27V87H30V89L32 88V85H34V86H36V85H38L37 84V81H35L36 82V85L32 82V79L30 80L29 79V81H28V84H27V78H29V77H27ZM82 76V75H81ZM110 76L112 77V74L111 75H108V78L110 79ZM133 76V75H132ZM14 77H16V76H14ZM18 77V76H17ZM22 77V76H21ZM27 77V78H26ZM53 77V76H52ZM57 77V76H56ZM74 77H76V76H74ZM74 77H71V78H74ZM114 77V76H113ZM134 77V76H133ZM140 77V76H139ZM143 77V76H142ZM48 78V77H47ZM60 78H62V76L60 77ZM59 78V79H60ZM117 78V77H116ZM21 79V78H20ZM77 79V78H76ZM107 79V78H106ZM109 79H107V82L105 81V83L103 84V82H102V86H107L108 87V85H106V84H109V87L111 88V87H114V86H117L116 85V83H118V82H116V81H118L117 79L116 80H114L115 79V77H114V84L113 85H111L112 84V82H113V80L111 81V82H108L109 81ZM112 79V78H111ZM16 80H18V79H16ZM44 80V79H43ZM57 80V79H56ZM73 80V79H72ZM71 80V81H72ZM127 80V79H126ZM128 80H129V77H128ZM133 80V79H132ZM141 80H143V81H145L144 79H141ZM140 80V81H141ZM1 81V80H0ZM24 81H26V82H24ZM61 81V80H60ZM77 81V80H76ZM79 81H81V79L80 80H78V82ZM89 81V80H88ZM91 81V80H90ZM93 81V80H92ZM91 81V83H92V85H94V83ZM165 81H170L171 83H173V78L171 77V75H170V72H168V70L167 69H160L153 77H151V79L148 81L149 82V84L151 85L150 86V88L152 87V90H153V92H156V90H157V88H158V86H160V84H161V82H165ZM65 82H66V80H65ZM75 82V81H74ZM125 82V81H121V83H119V84H122L123 85V83ZM129 82V81H128ZM130 82H131V80H130ZM133 82V81H132ZM41 83V82H40ZM39 83V84H40ZM68 83V82H67ZM111 83V84H110ZM74 84L75 83H73V88H74ZM95 84H97V83H95ZM118 84V85H119ZM144 84V86H145V83H143ZM168 84H170V83H168ZM28 85H31V86H28ZM124 85H125V83H124ZM123 85V86H124ZM126 85H127V83H126ZM11 86V85H10ZM48 86H50V85H48ZM66 86H68V85H66ZM65 86V91H66V87ZM89 86V85H88ZM98 86V85H97ZM100 86V85H99ZM101 86V87H102ZM123 86H121V87H123ZM163 86V85H162ZM171 86H173L172 84H171ZM37 87V86H36ZM35 87V88H36ZM38 87L40 88V86L38 85ZM37 87V89H39ZM100 87V88H101ZM132 87V86H131ZM10 87H8V89H9ZM42 88H44V87H41V89ZM72 88V87H71ZM92 88V87H91ZM96 88V87H95ZM99 88V87H98ZM97 88V89H98ZM118 88V87H117ZM124 88H126V87H124ZM128 88V87H127ZM127 88H126V90H127ZM147 88V87H146ZM168 88H171L170 86L168 87ZM7 89V88H6ZM29 89V90H30ZM34 89V87L32 88V90ZM101 89H103V87L101 88ZM108 89V88H107ZM106 89V90H107ZM121 89V88H120ZM123 89V88H122ZM161 89V88H160ZM173 88H171L170 90H172ZM2 90H4V89H2ZM10 90H12V89H10ZM31 90V91H32ZM35 90V89H34ZM33 90V91H34ZM40 90V89H39ZM75 90V89H74ZM109 90V89H108ZM169 90V91H170ZM176 90V89H175ZM207 90V89H206ZM37 91V90H36ZM46 91V90H45ZM49 91V90H48ZM48 91H47V93H48ZM73 91V90H72ZM118 91V90H117ZM120 91V90H119ZM118 91V92H119ZM158 91H160L159 90V88H158ZM230 91H231V94H229L230 93ZM57 92V91H56ZM114 92H116V91H114ZM117 92V93H118ZM122 92H124V91H122ZM129 92L130 93H126V96H129L128 94H132V90L130 91L129 90ZM171 92H173V91H170V95H171ZM33 93H35V91L34 92H32V99H33ZM40 93V92H39ZM66 93V92H65ZM120 93V92H119ZM157 93V92H156ZM19 94H21V93H19ZM24 94V93H23ZM26 94H28L29 95V97L28 98H30V93L28 92V93H26ZM37 94L38 93H35L34 95V97H39V96H37ZM48 94H50V92L48 93ZM53 94H55V93H53L52 92V95ZM149 94V93H148ZM229 94V95H228ZM248 94V93H247ZM22 95V94H21ZM27 95V96H28ZM39 95V94H38ZM59 95V93L57 94V96ZM60 95H63V93L61 94L60 93ZM123 95H124V97H123ZM123 95L121 96V97H123V99L122 98H118V96H115L114 97V99L116 98V101H118V104H119V99H122V102H123V100L125 99V93H123ZM145 95V94H144ZM249 95V94H248ZM56 96V97H57ZM102 96V95H101ZM107 96V95H106ZM131 96V95H130ZM129 96V97H130ZM149 96V95H148ZM174 96H176V97H174ZM195 96V95H194ZM41 97V96H40ZM64 95H63V101L62 100H60V101H62L61 103L63 104L64 103V101L65 102H67L66 101V99H64ZM16 98V97H15ZM28 98H25L26 100L28 99ZM58 98H62L61 96H59ZM67 98V97H66ZM117 98H118V100H117ZM24 99V101H26ZM51 99V98H50ZM106 99V98H105ZM107 99L109 100V99H111L112 101H104L105 103L107 102L108 104H109V102L110 103H112V104H114L115 102H113V101H115V100H113V98H109V96L107 97ZM253 99V98H252ZM255 99V98H254ZM29 100V99H28ZM27 100V101H28ZM31 100V99H30ZM26 101L28 104H29V102H30V107L33 105H31V101ZM37 100V99H36ZM137 100V99H136ZM255 100H257V99H255ZM52 101V100H51ZM125 101H127V100H125ZM164 101H165V99H164ZM176 101H177V99H176ZM96 102H98V101H96ZM127 102H129V101H127ZM240 102H242V101H240ZM261 103H260V106H261V104H262V102L263 101H260ZM22 103V102H21ZM21 103H20V106H21ZM26 103V104H27ZM117 103V102H116ZM116 103H115V105H116ZM168 104H169V102H167ZM236 103V102H235ZM237 103L238 104H240L239 103V101H237ZM236 103V104H237ZM259 103V102H258ZM4 104H6V103H4ZM23 104H25L24 102H23ZM28 104L27 105H25V107L26 106H28ZM40 104V103H39ZM71 104V103H70ZM117 104V105H118ZM130 104V103H129ZM163 104V103H162ZM250 104V103H249ZM11 105V104H10ZM41 105V104H40ZM47 105V104H46ZM100 105V104H99ZM263 105V104H262ZM19 106V107H20ZM24 105H22L21 107L22 108H24L23 107ZM73 106V105H72ZM138 106V105H137ZM30 107H29V109H30ZM36 107V106H35ZM34 107V108H35ZM39 107V106H38ZM37 107V108H38ZM43 107V106H42ZM41 107V108H42ZM44 107H45V104H44ZM50 108H51V106H49ZM147 107H151L150 105L149 106H147ZM146 107V108H147ZM155 107H156V105H155ZM195 107V106H194ZM197 107V106H196ZM195 107V108H196ZM237 107H239L238 105H237ZM252 107V106H251ZM27 108V107H26ZM26 108H24V109H22L23 111L24 110H26ZM36 108V109H37ZM46 109H47V107H45ZM130 108V107H129ZM146 108H145V110L144 111H146ZM157 108V110H159V108L158 107H156ZM175 108V107H174ZM26 110V111H28V113L30 112V111H33V110ZM33 109V108H32ZM39 110H42V109H40V108H38ZM37 109V110H38ZM148 109V108H147ZM150 109L151 108H149V112H147L146 111V113L145 114H148V113H152V110L150 111ZM177 109V108H176ZM240 109H241V107H240ZM245 109V108H244ZM249 109V108H248ZM156 110V109H155ZM161 110H162V108H161ZM166 110V109H165ZM178 111H179V109H177ZM176 110V111H177ZM247 110V109H246ZM252 110H253V108H252ZM255 110V109H254ZM252 111V113H254L255 111ZM19 111H21V110H19ZM49 111V110H48ZM79 111V110H78ZM238 111H240V110H238ZM244 110H242V112H243ZM249 111H251V110H247L246 112H249ZM258 111V110H257ZM34 112V111H33ZM35 112H37V111H35ZM38 112H40V111H38ZM50 112V111H49ZM54 112V111H53ZM80 112V111H79ZM224 112V111H223ZM222 112V113H223ZM241 112V113H242ZM245 112V114H246V117H247V115H249L250 117H248L249 119H250V121H251V123L253 122V121H256V117L254 116H252L253 114H251V113H246ZM43 113H44V111H43ZM46 113H48L47 112V110H46ZM150 113V114H151ZM155 114H156V111L154 112ZM161 114V112H159L158 111V114ZM179 112H177V114H178ZM221 113V112H220ZM240 113V112H239ZM255 113H257V112H255ZM20 114H22V111L20 112ZM26 114H27V112H26ZM143 114H144V112H143ZM224 114V113H223ZM244 114V115H245ZM259 114V113H258ZM44 115H46L45 113H44ZM218 115V114H217ZM241 115V114H240ZM243 115V116H244ZM256 116H258L257 114H255ZM51 116V115H50ZM161 116V115H160ZM184 116V115H183ZM47 117V116H46ZM46 117H44V119L46 118ZM245 117V116H244ZM245 117V118H246ZM230 118H231V116H230ZM254 118H255V120H254ZM258 118V117H257ZM262 118H263V116H262ZM94 119V118H93ZM259 119V118H258ZM12 120H14V118L13 119H11L10 121H12ZM169 120H170V118H169ZM190 120V121H189ZM188 121H189V123L191 124V125H194V123L193 122H191V119H189ZM211 120H212V118H211ZM211 120H210V123H211ZM262 120H264V119H262ZM43 121V119L41 120V122ZM47 122V123H44V122ZM45 121H43V125H42V123H41V125L43 126V127H45L44 126V124H47V125H51V123H52V121H54V120H52V121H50V119H49V117H48V119H46ZM49 121H50V123H49ZM170 121H172V120H170ZM215 121V120H214ZM243 121V120H242ZM245 121H249V120H245ZM22 122V121H21ZM99 123H100V121H98ZM119 122V121H118ZM258 124L260 123V121L258 120V121H256ZM8 123V122H7ZM13 122H11V124L10 123H8V124H10L11 126H8V124L7 125H5V126H7V129H5V128H3L4 130H3V133H2V130H1V133L2 134H4V133H6V131L5 130H7L8 131V128H10V129H12V127L16 124V123H14V125L12 124ZM101 123L102 124H104V121L103 120H101ZM116 123V122H115ZM181 123V122H180ZM179 123V124H180ZM208 123V124H207ZM249 123V122H248ZM248 123H247V125H248ZM250 123V124H251ZM2 124V123H1ZM52 124H54V125H57L56 123H52ZM65 124V123H64ZM117 124V123H116ZM173 124H177V122L175 123V122H173ZM179 124H177V125H179ZM215 124V123H214ZM244 124H245V122H244ZM46 125V129L48 130L49 128H53L54 129V127L53 126H51L50 127V125H49V128H48V126ZM118 125V124H117ZM199 125V124H198ZM205 125H209V122H208V119L206 120V123H205ZM211 125V124H210ZM209 125V126H210ZM246 125V126H247ZM255 124H252V126H254ZM1 126H3V125H0V128H1ZM29 126V125H28ZM40 126V125H39ZM42 126H40V129L42 128ZM173 126V125H172ZM179 126H181V125H179ZM182 126H183V124H182ZM181 126V127H182ZM189 126V125H188ZM196 126V125H195ZM212 126V125H211ZM245 126V127H246ZM252 126H250V130L251 131H249L250 133L252 132V129L254 130V128L255 127H253L252 128ZM68 127V126H67ZM116 127V126H115ZM187 127V126H186ZM57 128V127H56ZM72 128V127H71ZM91 128V127H90ZM117 128V127H116ZM179 128V127H178ZM223 129V135H224V133H227V134H225L226 135V137H229V134H231V132H225V131H228L225 127H222ZM43 129V128H42ZM53 129H50V130H52L51 132H53ZM72 129H74V127L72 128ZM180 129H182V128H180ZM180 129L178 130L179 132H180ZM185 129V128H184ZM183 129V130H184ZM224 129H226L225 131H224ZM246 129V128H245ZM183 130H181V131H183ZM222 130H221V132H222ZM248 130V129H247ZM5 131V132H4ZM10 131V130H9ZM12 131V130H11ZM14 131V130H13ZM64 131V130H63ZM75 131V130H74ZM73 131V132H74ZM185 131H187L186 129H185ZM255 131V130H254ZM43 132L45 133V134H49V133H47L46 131H44V129H43ZM41 133H42V130H41ZM86 133V132H85ZM182 133V132H181ZM188 133H190V132H187V134L186 135H189ZM199 133V132H198ZM229 133V134H228ZM254 133V135L257 133V130H256V133L255 132H253ZM253 133H251V134H253ZM11 134V133H10ZM33 134V133H32ZM51 134V133H50ZM54 134V133H53ZM63 134V133H62ZM184 134V133H183ZM43 136V138H41L42 136ZM98 135V134H97ZM168 135V134H167ZM181 135V134H180ZM224 135V136H225ZM8 136V135H7ZM12 136H14L13 135V132H12V135L11 136H9L8 138H11ZM32 136V135H31ZM46 135H44V134H40V138L42 139V141L44 142V138L46 139V137H45ZM201 136V135H200ZM243 136V135H242ZM49 137V136H48ZM70 137V136H69ZM103 137V136H102ZM101 137V138H102ZM168 137V136H167ZM231 137H233L232 135H231ZM231 137H229V138H231ZM244 137V136H243ZM26 137H24V138H22L23 140L25 139ZM39 138V139H40ZM83 138V137H82ZM180 138V137H179ZM246 138V137H245ZM256 138H258L257 136H256ZM0 139H2L1 138V135H0ZM19 139V138H18ZM41 139H40V147H42V145H41ZM59 139H61V138H59ZM181 139V138H180ZM179 139V140H180ZM194 139H195V137H194ZM22 140V141H23ZM26 140H27V138H26ZM84 140V139H83ZM92 140H93V138H92ZM99 140V139H98ZM197 139H195V141H196ZM200 140V139H199ZM243 140V139H242ZM260 140V139H259ZM21 141V140H20ZM22 141L21 142H19V144H22ZM63 141V140H62ZM175 141V140H174ZM193 141V142H192ZM192 141H191V143L192 144H194V146L196 147L199 143L201 144H203V140H201V142L200 141H198V144L196 145L195 143H194V140L192 139ZM213 141V140H212ZM249 141V140H248ZM2 142V141H1ZM16 142H18V141H16ZM27 142V141H26ZM60 142H61V140H60ZM85 142V141H84ZM95 142V141H94ZM180 142V141H179ZM25 143V140L23 141V144L21 145V146H23V148H21L22 150L23 149H25V148H27L28 150H31V149H29L28 147L30 146V144L29 145H25L24 144ZM29 142H27L26 144H28ZM62 143H64V142H62ZM115 143V142H114ZM170 143V142H169ZM248 143V142H247ZM43 144H45V143H43ZM60 144V143H59ZM72 144V143H71ZM92 145H93V143H92ZM206 145H207V143H206ZM210 145H212V144H210ZM248 145H250V144H247V146ZM4 146V145H3ZM20 145H19V147H18V149H20V147H21ZM26 146V147H25ZM44 146V145H43ZM124 145H122V147H123ZM199 146H201V145H199ZM204 146V145H203ZM209 146V145H208ZM208 146H206L207 148L206 149H208ZM9 147V146H8ZM25 147V148H24ZM31 148H32V150H34L33 148L35 147V150L34 151H36L37 152V148H39L38 147V145H36V146H30ZM119 147V149H120V146H118ZM121 147V148H122ZM212 147V146H211ZM255 148H256V146H254ZM52 148V147H51ZM197 148H198V146H197ZM200 148V147H199ZM203 148V147H202ZM259 148V147H258ZM58 149V148H57ZM69 149V148H68ZM99 149V148H98ZM137 149V148H136ZM196 149V148H195ZM228 149V148H227ZM257 149V148H256ZM260 150H261V148H259ZM263 149V148H262ZM27 150V152H29ZM81 150V149H80ZM94 150V149H93ZM209 150V149H208ZM20 152H21V154L23 153H25L26 152V150H24V152L23 151H21V150H19ZM33 151V153L31 154L30 153V155H31V157H27L28 155H29V153H27L28 155L26 156V153H25V155L23 156V158L24 157H27L28 158V160L30 161V163H31V161H33L32 160V158L37 154H35V152ZM39 151V153H42L41 151V148L38 150ZM197 151V150H196ZM200 151H202V150H200ZM2 152V151H1ZM1 152H0V154H1ZM32 152V151H31ZM112 152V151H111ZM197 152H199V149H198V151ZM227 152H229L228 150H227ZM235 152V151H234ZM238 152V154L240 153V150L239 151H237ZM259 152H261V151H259ZM3 153V152H2ZM38 153V154H39ZM107 153V152H106ZM194 153V152H193ZM196 153V152H195ZM200 153H202V154H204L203 152H199V155L198 156H200ZM222 153V152H221ZM236 153V152H235ZM246 153V152H245ZM33 154H34V156H33ZM242 154H243V152H242ZM242 154L240 153V155L242 156ZM247 154V153H246ZM15 155V154H14ZM47 155V154H46ZM50 155V154H49ZM64 155H66L67 156V154H65L64 153ZM196 155L197 154H195V156H193L194 157V159L196 160L197 158H198V156H197V158H195L196 157ZM229 155V154H228ZM232 155L234 156V154H233V152H232ZM263 155V154H262ZM16 156V155H15ZM37 156V155H36ZM48 156V155H47ZM91 156V155H90ZM115 156V155H114ZM202 156V155H201ZM244 156V155H243ZM264 156V155H263ZM9 157V156H8ZM21 157V156H20ZM19 157V158H20ZM45 157V156H44ZM50 157V156H49ZM49 157H47L48 159H49ZM52 157V156H51ZM192 157V156H191ZM209 157V155H207V158ZM245 157V156H244ZM1 158H3V156L1 157ZM0 158V159H1ZM13 158V157H12ZM11 158V159H12ZM22 158V157H21ZM27 158L25 159V161L27 160ZM115 158V157H114ZM140 158V157H139ZM199 158H201V157H199ZM235 158V157H234ZM239 158V157H238ZM261 159H262V157H260ZM5 158H3V159H1V161H0V163H3L2 161L4 160ZM54 159V158H53ZM85 159H87V158H85ZM131 159V158H130ZM244 159H246V158H244ZM23 160V159H22ZM28 160H27V162H28ZM81 160V159H80ZM80 160H78L80 163H85V165L84 166H87L88 164H86V162L83 160L82 162L80 161ZM116 160V159H115ZM198 161H199V159H197ZM205 160H206V158H205ZM232 160H233V158H232ZM240 160V159H239ZM242 160V159H241ZM264 160V159H263ZM7 161H8V159H7ZM14 161V160H13ZM21 161V160H20ZM39 161V160H38ZM77 160H75V162H76ZM88 161V160H87ZM117 161V160H116ZM234 161V160H233ZM243 161V160H242ZM250 160H248L247 161V163H246V165L248 164V166L250 165V163H248ZM252 161V160H251ZM22 162V161H21ZM26 162V163H27ZM54 162H55V160H54ZM53 162V165L54 166H56V164ZM78 162V163H79ZM139 162V161H138ZM261 162L263 163L264 161H262L261 160ZM260 162V163H261ZM5 163V162H4ZM29 163V162H28ZM46 163V162H45ZM56 163H57V161H56ZM79 163V164H80ZM156 163V162H155ZM261 163V164H262ZM22 164V163H21ZM75 164V163H74ZM78 164V166H80V168H81V165H79ZM105 164H106V162H105ZM11 166H13V167H11ZM14 166L15 165H13V164H11L10 165V167L12 168V171L14 170V169H17V168H14ZM26 166V165H25ZM46 166V165H45ZM54 166H52L51 165V167L53 168ZM104 166V165H103ZM125 166V165H124ZM264 165L262 164V167H263ZM23 167V166H22ZM28 167V166H27ZM50 167V168H51ZM82 167H83V165H82ZM87 167H89V166H87ZM102 167V166H101ZM134 167V166H133ZM254 167H256V166H254ZM253 167V168H254ZM14 168V169H13ZM49 168V169H50ZM54 168H56V167H54ZM80 168H78L77 170L79 171V172H82V171H84V172H82L83 174L84 173H86V170L88 169V168H86V167H83V170H82V168L80 169ZM86 168V169H85ZM100 168V167H99ZM135 168V167H134ZM235 168V167H234ZM72 169V168H71ZM11 170V169H10ZM55 170H57V169H55ZM54 170V171H55ZM82 170V171H81ZM138 170V169H137ZM263 170H264V167H263ZM7 171L8 172H6V170H5V172H6V174H4V176L2 177V176H0V183L2 182V185H3V187L4 188H8V187H6V184L7 183H9V180L11 181L18 173L20 174L21 172H19L18 170V172H17V174H14V177L13 176H11L14 172H16L15 170H14V172L12 173L11 172V174H10V171H9V168L7 169ZM29 171V170H28ZM44 171V170H43ZM50 171H53V170H51L50 169ZM59 171V170H58ZM88 171V170H87ZM89 171L91 172L92 170L91 169H89ZM89 171L87 172V175H88V178L90 177V175H91V173H89ZM104 171V170H103ZM41 172V171H40ZM138 172H140V171H138ZM10 175V177L8 178V176H7V179H9V180H6L7 181V183H6V181H5V179H6V175H8V174ZM42 173V172H41ZM47 173H48V175H49V171H47ZM54 173H56V171L54 172ZM59 173H61V172H59ZM70 173V172H69ZM89 173V174H88ZM112 173H113V171H112ZM121 173V172H120ZM145 173V172H144ZM18 174V176H16L15 178H17V177H19V181L21 182L22 180H23V178H22V176H20ZM30 174H32V173H30ZM46 174V173H45ZM51 174V173H50ZM70 174H72V172L70 173ZM78 175H79V173H77ZM95 174H98V173H96L95 172ZM101 174V173H100ZM133 174V173H132ZM132 174H130V175H132ZM198 174V173H197ZM23 175V174H22ZM43 175V174H42ZM47 175V174H46ZM55 175V174H54ZM66 175V174H65ZM73 175V174H72ZM117 175V174H116ZM27 175H23V177H24V179H25V177H26ZM50 176V175H49ZM48 176V177H49ZM61 176V175H60ZM81 176V175H80ZM84 177H86V174L85 175H83ZM100 176V175H99ZM20 177H21V179H20ZM29 176H27L26 178L27 179H29L28 178ZM31 177H33V176H30V178ZM42 177V176H41ZM55 177V176H54ZM59 177V176H58ZM66 177V176H65ZM70 178L72 177L71 175L69 176ZM69 177H66L65 178V180L67 179V178H69ZM123 177H126V176H124L123 175ZM14 178V180L16 181V179ZM35 176L33 177V180H35V179H37V178H35ZM3 181H2V180ZM27 179H26V181H27ZM38 179H40V178H38ZM51 179V178H50ZM62 179H64V178H62ZM78 179V178H77ZM96 179V178H95ZM121 179V178H120ZM126 179V178H125ZM128 179V178H127ZM31 180H32V178L30 179V181L29 182H31ZM49 180V179H48ZM64 180V181H65ZM68 180V179H67ZM66 180V181H67ZM79 180V179H78ZM111 180V179H110ZM114 180H118V178L117 179H114ZM157 180V179H156ZM17 181H18V179H17ZM16 181V182H17ZM51 181V180H50ZM61 181V180H60ZM96 181V180H95ZM122 181V180H121ZM261 181V180H260ZM6 183V184H4V183ZM13 180H12V182H11V185L13 184ZM16 182H14V184L16 183ZM28 182V184H31L30 185V187H31V190L33 189L32 188V186L35 184V183H37V181L33 184V183H29ZM52 183H53V180L51 181ZM51 182H50V184H51ZM107 182V181H106ZM113 181H111V183H112ZM158 182H160V181H158ZM207 182V181H206ZM19 182H17V184H18ZM48 183V182H47ZM109 183V182H108ZM122 183H124V182H122ZM122 183H121V185H122ZM128 183V182H127ZM129 183H130V180H129ZM16 184V186L15 187H18L19 185H17ZM33 184V185H32ZM49 184V185H50ZM55 184H56V182H54V185L53 184H51V188H49V192L52 190V188L53 189H55L57 186H55ZM63 184V183H62ZM82 184V183H81ZM110 184V183H109ZM113 184H114V182H113ZM153 184V183H152ZM261 184H262V182H261ZM5 185V186H4ZM9 185V184H8ZM7 185V186H8ZM11 185H9V188L10 189H12L11 187L13 186H11ZM52 185H53V187H52ZM57 185V184H56ZM79 185V184H78ZM127 185V184H126ZM133 186L135 185L134 183L132 184ZM131 185V186H132ZM198 185V184H197ZM211 185V184H210ZM251 185V184H250ZM260 185V184H259ZM1 186V185H0ZM11 186V187H10ZM29 186V185H28ZM54 186H55V188H54ZM59 186V185H58ZM65 186V185H64ZM119 186V185H118ZM131 186H129L130 187V189H131ZM156 186V185H155ZM101 187V186H100ZM103 187V186H102ZM110 187V186H109ZM122 187H124L125 189H126V187L125 186H123L122 185ZM135 187V186H134ZM14 188V187H13ZM25 188V187H24ZM46 188V187H45ZM59 188V187H58ZM133 188V187H132ZM155 188H158V187H155ZM10 189L8 190L9 192H2V193H4L5 194V197H7V195H8V197L11 195V196H14V194H8V193H11V191H10ZM15 189V188H14ZM14 189H13V192H15V194H16V196H17V191H18V194H20L19 192H22V190H20L19 191V188H17L18 190H16V191H14ZM22 189H23V187H22ZM48 189V188H47ZM57 189V188H56ZM77 189V188H76ZM84 189V188H83ZM94 189V188H93ZM93 189H91V190H93ZM102 189V188H101ZM114 189H116L117 191H119L118 193H120V191L122 192V190H121V188H114ZM207 189V188H206ZM253 189V188H252ZM31 190H30V192H31ZM127 190V189H126ZM5 191H7V189H5ZM23 191H24V189H23ZM33 192H35L34 190H32ZM52 191H54V190H52ZM51 191V193L53 194V193H55V192H52ZM63 191V190H62ZM85 191V190H84ZM94 191V190H93ZM101 191V190H100ZM104 191L105 190H103V192H101V193H103L102 194V196H100V197H102V199L99 197V195H98V197L100 198V200H101V202L103 201L104 202V204L106 203L105 201L106 200H108V199H106L105 201L103 200L104 198H105V193H104ZM106 191H109L107 194L108 195H110V190L109 189H107ZM116 191V192H117ZM129 191V190H128ZM128 191L126 192V193H128ZM152 191H154V192H156L155 191V189L153 190L152 189ZM225 191V190H224ZM25 192H28V190H27V188L25 189ZM159 192V191H158ZM38 193V192H37ZM42 193V192H41ZM51 193H50V198H53L52 196H51ZM94 193H96V194H98V192L95 190L94 191ZM125 193V194H126ZM204 193V192H203ZM7 194V195H6ZM22 194V193H21ZM32 194V193H31ZM35 194H36V192H35ZM34 194V195H35ZM39 194V193H38ZM38 194H36V195H38ZM45 194V193H44ZM76 194V193H75ZM124 194V193H123ZM128 194H130V192L128 193ZM138 194V193H137ZM157 194V193H156ZM2 195V194H1ZM27 195V194H26ZM33 195V194H32ZM35 195V196H36ZM43 195V194H42ZM53 195H55L56 196V193L55 194H53ZM59 195V194H58ZM103 195H104V198H103ZM107 195V196H108ZM119 195V194H118ZM127 195V194H126ZM199 195H201V194H199ZM4 196V195H3ZM24 196H25V194L23 195V198H22V196H19V198L21 197L23 200H24ZM27 196H29V195H27ZM31 196V195H30ZM49 196V195H48ZM47 196V197H48ZM77 196V195H76ZM111 196V195H110ZM120 196V195H119ZM202 196H204V195H202ZM201 196V197H202ZM210 196H212V195H210ZM223 197H224V195H222ZM222 196H221V199H222ZM26 197V196H25ZM32 197V199H35L36 197H34L33 198V196H31ZM31 197H29V198H31ZM40 197H41V194H40ZM85 197V196H84ZM98 197H96L97 199H98ZM115 197V196H114ZM20 198V199H21ZM38 198H39V196H38ZM38 198H36V199H38ZM42 198V197H41ZM71 198H73V197H71ZM80 198V197H79ZM107 198H109V196L107 197ZM111 198L113 199V197L111 196ZM110 198V199H111ZM143 198V197H142ZM193 198V197H192ZM200 198V197H199ZM225 198V197H224ZM1 199V198H0ZM35 199V202L36 203H38L37 201L38 200H36ZM43 199V198H42ZM55 199L56 200H58L59 201V199H57L56 197H55ZM82 199V198H81ZM203 199H205V198H203ZM208 199V198H207ZM218 199V198H217ZM26 200V199H25ZM24 200V201H25ZM30 200V199H29ZM53 200V199H52ZM96 200V199H95ZM142 200V199H141ZM145 200V199H144ZM144 200H142V201H140L141 202V204L144 202ZM189 200V199H188ZM187 200V201H188ZM191 200V199H190ZM194 200V199H193ZM206 200V199H205ZM223 200V199H222ZM5 201V200H4ZM50 201H51V199H50ZM49 201V202H50ZM80 201V200H79ZM87 201V200H86ZM111 200H109V201H107L108 203L110 202ZM146 201V200H145ZM148 201V200H147ZM208 201V200H207ZM219 201V200H218ZM39 202H40V200H39ZM43 202H47V205H48V201H43ZM102 202V203H103ZM113 202H117V201H113ZM113 202H111V203H113ZM139 202V203H140ZM191 201H189V203H190ZM238 202V201H237ZM5 203V202H4ZM30 203V202H29ZM60 203V202H59ZM94 202H92V204H93ZM98 203V202H97ZM108 203L106 204L107 206H108ZM110 203V204H111ZM262 203V202H261ZM0 204L2 205V206H0L1 208L0 209H2L3 208V210L4 209H6V206H8V205H6L5 206V208H4V205L2 204V202H1V200H0ZM25 204V203H24ZM42 204V203H41ZM50 204H51V206H52V202H50ZM54 204V203H53ZM57 204V203H56ZM71 205V202L70 203H66V205ZM75 204V203H74ZM92 204H90V205H92ZM95 204V203H94ZM94 204H93V206H91L90 208H92L93 209V207H95V208H97L98 209V205H96L95 204V206H94ZM98 204H100V203H98ZM103 204V205H104ZM141 204H139L140 206H142L141 208H144L146 205H147V202H144V204L143 205H141ZM146 204V205H145ZM153 204V203H152ZM156 204V203H155ZM174 204V203H173ZM187 204V203H186ZM192 203H190V205H191ZM216 204V203H215ZM239 204V203H238ZM39 205V204H38ZM37 205V206H38ZM69 205V206H70ZM100 205H102V204H100ZM113 205H114V207H113ZM113 205H111L110 206V209L112 208H115L116 209V207H115V203L113 204ZM148 205H150V204H148ZM147 205V206H148ZM242 205V204H241ZM54 206L55 207H57L56 205H53L52 207L54 208ZM98 206V207H97ZM123 206V205H122ZM144 206V207H143ZM151 206V205H150ZM178 206V205H177ZM39 207V206H38ZM47 207H49V209H50V206L48 205ZM63 207H65V206H63ZM14 208V207H13ZM19 208V207H18ZM21 208V207H20ZM19 208V209H20ZM23 208V207H22ZM37 208V207H36ZM41 208V207H40ZM58 208H60L59 207V204H58ZM67 208H68V206H67ZM77 208V207H76ZM100 208V207H99ZM104 208H107L106 206L105 207H103V209ZM118 208H122V207H118ZM137 208V207H136ZM138 208H140L139 206H138ZM147 208V207H146ZM145 208V209H146ZM189 208V207H188ZM197 208V207H196ZM200 208V207H199ZM216 208H218V207H216ZM241 208V207H240ZM24 209V208H23ZM38 209V208H37ZM57 209V208H56ZM56 209H54L55 210V212L58 210H56ZM70 209V208H69ZM68 209V210H69ZM92 209H91V211H92ZM97 209H95V210H97ZM111 209V210H112ZM124 209V207L122 208V210ZM126 209V208H125ZM144 209V210H145ZM150 209V208H149ZM148 208H147V211L149 210ZM201 209V208H200ZM3 210H2V212H1V210H0V213H2V215H4L5 213L3 212ZM26 210V209H25ZM39 210V209H38ZM41 210V209H40ZM54 210H53V213H52V211H51V213H52V215H54L55 214V212H54ZM94 210V209H93ZM94 210V211H95ZM104 210H106V209H104ZM116 210H118V209H116ZM120 211H121V213H122V210L121 209H119ZM129 210V209H128ZM158 210V209H157ZM206 210V209H205ZM242 210V209H241ZM6 211V210H5ZM20 211V210H19ZM59 211V210H58ZM62 211V210H61ZM77 211V210H76ZM90 211V212H91ZM123 211H125V210H123ZM189 211V210H188ZM198 211H200V210H198ZM216 211H217V209H216ZM8 212V211H7ZM22 212H24V211H22ZM48 212H50V211H48ZM63 212H65V211H63ZM68 212V211H67ZM78 212V211H77ZM89 212V211H88ZM103 212V211H102ZM148 212H150V211H148ZM192 212V211H191ZM201 212V211H200ZM200 212H199V214H200ZM202 212H205L204 211V209L202 210ZM255 211H253V213H254ZM26 213V212H25ZM43 213H44V211H43ZM57 213V212H56ZM59 213V212H58ZM57 213V214H58ZM118 213H120V212H118ZM193 213V212H192ZM196 213V215L197 216H200V215H198V213H197V211L195 212ZM194 213V214H195ZM206 213H207V211H206ZM218 213V212H217ZM240 213V212H239ZM27 214V213H26ZM71 214V213H70ZM77 214V213H76ZM92 215H93V213H91ZM123 214H124V212H123ZM190 214V213H189ZM237 214V213H236ZM241 214V213H240ZM255 214V213H254ZM254 214H252V215H254ZM1 215V214H0ZM6 215H8V214H5V217H6ZM31 215V214H30ZM59 215V214H58ZM61 215H62V213H61ZM65 216H66V214H64ZM74 214L72 213V215L71 216H73ZM102 214H100V216H101ZM104 215H105V213H104ZM106 215H109V217H110V214H106ZM105 215V216H106ZM125 215V214H124ZM129 216V214L128 213H126V215H125V218H126V216ZM152 215V214H151ZM154 215V214H153ZM157 215V214H156ZM193 215V214H192ZM196 215H193V217L195 216L196 217ZM202 215H203V213H202ZM201 215V216H202ZM206 215H210V214H206ZM35 216V215H34ZM48 216V215H47ZM76 216H78V215H76ZM99 216V217H100ZM105 216H101L100 218L101 219H103V221H105L106 222V218H105ZM127 216V217H128ZM135 216V215H134ZM189 216V215H188ZM211 216H213V215H211ZM219 216V215H218ZM3 218L4 216H0V218ZM4 217V218H5ZM10 217H12V216H10V215H8V217H6V219L7 218H9L10 219ZM14 217V216H13ZM12 217V219H10L11 221H13V219H16L15 217L13 218ZM22 217V216H21ZM25 217V216H24ZM51 217V216H50ZM56 217H57V215L55 214V216H53V218L52 219H56ZM61 218H62V216H60ZM108 216H107V222L110 220V218H109ZM158 217V216H157ZM178 217V216H177ZM190 217V219H191V215L189 216ZM204 217V219L206 220V217L207 216H203ZM203 217H200L201 219L203 218ZM217 217V216H216ZM222 216H220L219 218H221ZM225 217V216H224ZM1 218V219H2ZM4 218H3V220H4ZM64 218H66V220L68 219V217H64ZM63 218V219H64ZM105 218V219H104ZM129 218H130V216H129ZM148 218V217H147ZM146 218V219H147ZM154 218V217H153ZM208 218V217H207ZM228 218V217H227ZM0 219V221H1V223H0V227L1 228H3L2 226H1V224H3V226L6 224V226H7V224H8V230H9V227L11 228V226L12 227H16V226H18V225H20V227L19 228H21V229H17V227H16V230H18V231H20L19 232V234L20 235H23V233L25 232H23L22 231V226H21V222L19 223V224H15L16 222L18 223L20 220L19 219H21V218H17L16 220H14L13 222H10V220H9V222H8V220H6L5 219V221H3L2 222V220ZM25 219V218H24ZM39 219V218H38ZM54 219V220H55ZM84 219V218H83ZM90 219H91V217H90ZM97 219V218H96ZM100 219V220H101ZM109 219V220H108ZM131 219V218H130ZM195 219H197V218H195ZM203 219V220H204ZM19 220V221H18ZM62 220V219H61ZM65 220V219H64ZM85 220V219H84ZM111 220H113V219H111ZM175 220V219H174ZM198 220H199V218H198ZM219 220V219H218ZM221 220V219H220ZM232 220V219H231ZM24 221V220H23ZM29 221V220H28ZM49 221H51V219L49 220ZM73 221V220H72ZM69 222L68 224H70V223H73V225L71 224V226H72V228H75V225L77 224V223H79L81 220H79V222H78V220H74V221H76L75 223L74 222ZM88 221V220H87ZM91 221V220H90ZM126 223H125V222ZM132 221H133V219H132ZM132 221H131V223H132ZM196 221V220H195ZM202 221V220H201ZM201 221H199V222H201ZM217 221V220H216ZM8 222V223H7ZM35 222V221H34ZM38 222V221H37ZM55 222V221H54ZM59 222V221H58ZM58 222H57V224H58ZM123 222L125 223V228H127V230H128V225L130 226L131 224L129 223V219H124L123 220ZM140 222V221H139ZM218 222V221H217ZM227 222V221H226ZM238 222V221H237ZM244 222V221H243ZM259 222V221H258ZM10 223H14L15 225H11ZM30 223V222H29ZM53 223V222H52ZM81 223V222H80ZM97 223V222H96ZM115 223V222H114ZM128 223V224H127ZM134 223V222H133ZM136 223H137V221H136ZM221 224H222V222H220ZM228 223V222H227ZM226 223V224H227ZM22 224H23V222H22ZM55 224V223H54ZM101 224V223H100ZM104 224V222L101 224V225H103ZM107 224H109V223H107ZM117 224V222L115 223V224H110V226H112V225H116ZM123 224V223H122ZM221 224H216V225H221ZM239 224V223H238ZM240 224H241V222H240ZM243 224V223H242ZM100 225V226H101ZM137 225V224H136ZM188 225V224H187ZM205 225V224H204ZM214 225V224H213ZM212 225V226H213ZM223 225V224H222ZM221 225V226H222ZM230 225V224H229ZM234 224H232V226H233ZM33 226H35V225H33ZM37 226V225H36ZM63 226V225H62ZM70 226V225H69ZM74 226V227H73ZM77 226H79V224H77ZM83 226V225H82ZM108 226V225H107ZM106 226V227H107ZM117 226V225H116ZM211 226V227H212ZM26 227V226H25ZM103 228H101V231H102V233L101 234H104L103 232V230H105L106 231V227H105V225L104 226H102ZM119 227V226H118ZM179 227H181V226H179ZM183 227V226H182ZM190 227H192V226H190ZM214 227V226H213ZM212 227V228H213ZM217 227V226H216ZM215 227V229H217V231H219L220 232V230H218L219 228H216ZM222 227H224V226H222ZM229 227V226H228ZM37 228V227H36ZM42 228V227H41ZM72 228H70V230L72 229ZM77 228H80V226L79 227H77ZM108 228H110L109 226H108ZM107 228V229H108ZM122 228V227H121ZM131 228V227H130ZM134 228V227H133ZM230 228V227H229ZM232 228V231L233 230H235V228L234 227H231ZM234 228V229H233ZM27 229H28V226L26 227V233H25V237L26 238H29L30 236H28V235H30V234H28L27 235ZM34 229V228H33ZM76 229V228H75ZM93 229V228H92ZM96 229V228H95ZM119 229H120V227H119ZM124 229V228H123ZM122 229V230H123ZM134 229H136V228H134ZM156 229V228H155ZM182 230L184 229V228H181ZM3 230H4V228H3ZM7 230V231H8ZM12 230H14L15 231V233L14 234H16V232H18V231H16L14 228L12 229ZM11 229L9 230V233H10V231H12ZM100 230V229H99ZM130 230V229H129ZM132 230V229H131ZM179 230V229H178ZM222 230H223V228H222ZM225 230H229V229H224L223 231H221V232H223L224 233V231ZM231 230V229H230ZM229 230V231H230ZM243 230V229H242ZM0 231H2V229L0 230ZM5 231V230H4ZM4 231L3 232H1V234L2 233H4ZM21 231H22V233H21ZM35 231V230H34ZM33 231V232H34ZM40 231V230H39ZM67 231V230H66ZM75 232L74 231V229L73 230H71V232ZM88 231V230H87ZM115 231V230H114ZM117 231V230H116ZM115 231V232H116ZM145 231V230H144ZM187 231V230H186ZM228 231V232H229ZM231 231V232H232ZM43 232H45V231H43ZM78 232V231H77ZM137 232V231H136ZM152 232H153V230H152ZM157 232V231H156ZM162 232V231H161ZM164 232V231H163ZM213 232V231H212ZM227 232V231H226ZM11 233H13V231L11 232ZM49 233V232H48ZM52 233V232H51ZM87 233V232H86ZM116 233H119V230L116 232ZM120 233H121V231H120ZM139 233V232H138ZM149 233V232H148ZM184 233V232H183ZM18 233L16 234V235H19ZM36 234V233H35ZM46 234V233H45ZM75 234V233H74ZM88 234H90V233H88ZM122 234V233H121ZM140 234V233H139ZM207 234V233H206ZM225 234V233H224ZM229 234H230V232H229ZM234 235V237L233 238H235L236 236H235V233H233ZM237 234V233H236ZM4 235H7L6 234V232L4 233ZM28 237H27V236ZM44 235V234H43ZM64 235V234H63ZM119 235V234H118ZM231 235H232V233H231ZM241 235V234H240ZM12 236H13V234H12ZM66 236V235H65ZM79 236V235H78ZM86 236H87V234H86ZM86 236H84V238H86ZM102 236H104V235H100V236H98L99 238L100 237H102ZM140 236V235H139ZM142 236V235H141ZM217 236V235H216ZM224 236H226V235H224ZM223 236V237H224ZM227 236H228V234H227ZM226 236V237H227ZM230 236V235H229ZM238 236V235H237ZM3 237V236H2ZM2 237H1V235H0V241L1 240H3L4 242H5V240L4 239H10V238H7V237H5L4 236V238L2 239ZM21 237V236H20ZM36 237V236H35ZM41 237V236H40ZM53 237V236H52ZM67 237V236H66ZM80 237V236H79ZM87 237H90V235L89 236H87ZM120 237V236H119ZM143 238L145 237V235L144 236H142ZM142 237L141 238H139L140 240H142ZM147 238H148V236H146ZM225 237V239H229V238H226ZM232 237V236H231ZM13 239L14 238H16V236L14 235V237H12ZM17 238H18V236H17ZM22 238V237H21ZM23 238H24V236H23ZM22 238V239H23ZM68 238V237H67ZM112 238H114V237H112ZM135 238V237H134ZM241 238V237H240ZM36 239V238H35ZM43 239H44V236H43ZM48 239V238H47ZM50 239V238H49ZM75 239V238H74ZM78 239V238H77ZM103 241H101L100 239H98V240H100L102 243H101V245L102 244H104L103 246H111V245H109V244H106V243H103V242H106L105 240V236H104V238H101ZM136 239V243L138 244V247H139V245L141 246L142 245V243L140 244V242H139V240L137 239V238H135ZM134 239V240H135ZM152 239V238H151ZM236 239V238H235ZM234 239V240H235ZM6 240V241H7ZM16 241H17V243H19L18 241L20 240V238H19V240L18 239H15ZM14 240V241H15ZM33 240V239H32ZM37 240V239H36ZM38 240H39V238H38ZM84 240V239H83ZM86 240H87V238H86ZM115 240V239H114ZM124 240V239H123ZM127 240V239H126ZM125 240V241H126ZM134 240H132V241H134ZM137 240H138V242H137ZM145 240H146V238H145ZM229 240H231V239H229ZM238 240H240V239H238ZM237 239L235 240V242H233V244L234 243H236L237 241H238ZM14 241H11V242H13L14 243ZM40 241H41V243H44V241L41 239V240H39V242L38 243H40ZM66 241H67V239H66ZM77 241H80V240H77ZM82 241V240H81ZM80 241V242H81ZM89 241V240H88ZM228 241V240H227ZM10 242V241H9ZM26 242V241H25ZM33 242L35 243V241L33 240ZM127 242H128V240H127ZM126 242V243H127ZM135 242V241H134ZM142 242V241H141ZM149 242V241H148ZM159 242V241H158ZM158 242H156V243H158ZM222 242H224V241H222ZM245 241H243V243H244ZM247 242V241H246ZM245 242V243H246ZM253 242V241H252ZM259 242V241H258ZM262 242V241H261ZM8 243V242H7ZM20 243H21V241H20ZM38 243H35V244H37V245H39ZM98 243H99V241H98ZM143 243H144V241H143ZM196 243V242H195ZM226 243H229V242H226ZM231 243V242H230ZM238 243H239V241H238ZM241 243V242H240ZM239 243V244H240ZM244 243V244H245ZM1 244H3V242L1 241V243H0V245ZM15 244H16V242H15ZM22 244V243H21ZM49 244V243H48ZM71 244V243H70ZM75 244V243H74ZM81 244H82V242H81ZM148 244V243H147ZM159 244V243H158ZM166 244V243H165ZM189 244V243H188ZM193 244V243H192ZM197 244H199V243H197ZM242 244V243H241ZM241 244H240V246H241ZM242 245L241 247H243V246H245V245ZM250 245H251V243H249ZM254 244V243H253ZM19 245V244H18ZM36 245V247H39V246H37ZM43 245H45V244H42V247H43ZM63 245V244H62ZM76 245H77V243H76ZM145 245V244H144ZM171 245H172V243H171ZM236 245H238V244H236ZM250 245H248V247L250 248ZM255 245V244H254ZM258 245V244H257ZM3 246V245H2ZM2 246H0V248L2 247ZM12 246H14V245H12ZM20 246V249H21V247H22V245H19ZM67 246V245H66ZM78 246V245H77ZM107 246H106V248H107ZM149 246H150V248L152 247V245H151V243H149ZM194 246H198V245H194ZM15 248L17 247V246H14ZM69 247V246H68ZM72 247V246H71ZM99 248H101V246H100V244H99V246H98ZM116 247V246H115ZM156 247H158L157 245H156ZM155 247V248H156ZM246 247V246H245ZM260 247V246H259ZM14 248V249H15ZM22 248H24V247H22ZM39 248H41V246L39 247ZM63 248V247H62ZM62 248H61V250H62ZM73 248V247H72ZM94 248V247H93ZM96 248H97V246H96ZM95 248V249H96ZM103 248V247H102ZM111 248V250H113L112 248L113 247H110ZM143 248V247H142ZM4 249H6V250H8L7 248H4ZM4 249H2V250H4ZM18 249H19V247H18ZM19 249V250H20ZM29 249V248H28ZM34 249V248H33ZM37 249V248H36ZM59 249H60V247H59ZM67 249V248H66ZM70 249V248H69ZM89 249V248H88ZM95 249H94V251H95ZM122 249V248H121ZM146 249H147V247H146ZM197 249V248H196ZM251 249V248H250ZM2 250H1V253H0V257H2L1 259H0V262L1 261H4V260H6V258L5 257H3V255H4V253H6L7 255H8V253H7V251L6 250H4L5 252L3 253L2 252ZM12 250V249H11ZM102 250L103 249H101V252H102ZM105 250V249H104ZM110 250V249H109ZM110 250V251H111ZM227 250H229V249H227ZM253 250H256L255 248L253 249ZM253 250H250V252H252ZM10 251V250H9ZM8 251V252H9ZM22 252H23V250H21ZM25 251V250H24ZM28 251H30V250H28ZM63 251V250H62ZM61 251V253H63ZM65 251V250H64ZM97 251V250H96ZM121 251V250H120ZM130 251V250H129ZM170 251V250H169ZM194 251V250H193ZM226 251V250H225ZM249 251V250H248ZM247 251V252H248ZM14 252H18L17 251V249L14 251ZM13 252V253H14ZM26 252H27V250H26ZM31 252H33L34 253V255H36V256H38L39 254L38 253H41V252H35L34 250L33 251H31ZM31 252H29V253H31ZM45 252V251H44ZM76 252V251H75ZM113 252V251H112ZM123 252H125V251H122L121 253H120V255H124L123 254ZM261 252V251H260ZM13 253H11V259H12V256H18V254L16 253L15 255L13 254ZM24 253V252H23ZM58 253V252H57ZM70 253V252H69ZM110 254H111V252H109ZM114 253V252H113ZM117 253V252H116ZM133 253H135V252H133ZM128 254L129 256H127V257H125L124 258V262H127V261H130L132 264H136V263H138L139 264V260H140V257H137L138 259V261L139 262H132L131 261V259H129V258H131L130 256L132 255H134V258H132V260H136V257H135V255H136V253L135 254ZM142 253H143V250H142ZM190 253V252H189ZM191 253L192 254H194L193 252H192V250H191ZM254 253H255V251H254ZM19 254H20V251H19ZM27 254H28V252H27ZM66 254H67V252H66ZM77 254V253H76ZM109 254V255H110ZM196 254V253H195ZM232 254V253H231ZM256 254V253H255ZM6 255V256H7ZM29 255V254H28ZM70 255H71V253H70ZM114 255H115V253H114ZM117 255H119V254H117ZM119 255V256H120ZM165 255V254H164ZM190 255V254H189ZM207 255V254H206ZM224 255V254H223ZM260 255V254H259ZM5 256V255H4ZM20 257H22V254L21 255H19ZM31 257L33 256V255H30ZM67 256V255H66ZM69 256V255H68ZM68 256H67V259H70V258H68ZM99 256V255H98ZM111 256V255H110ZM112 256H113V254H112ZM126 256V255H125ZM137 256H144V255H142V254H140V252H138V255ZM154 256H155V254H154ZM194 256V255H193ZM200 256V255H199ZM254 256V255H253ZM253 256H252V258H253ZM24 257H26V253H25V256ZM23 257V258H24ZM29 257V256H28ZM34 257V256H33ZM32 257V258H33ZM41 257V256H40ZM49 258H51L50 256H48ZM85 257V256H84ZM114 257V256H113ZM121 257V256H120ZM202 257V256H201ZM230 257H231V255H230ZM4 258V259H3ZM8 258V257H7ZM27 258V257H26ZM42 258V257H41ZM75 258V257H74ZM89 258V257H88ZM91 258H94V257H91ZM111 258V257H110ZM110 258L108 259V255H107V259L111 262V260H110ZM117 258H119L118 256H117ZM126 258H128L127 260H126ZM143 258V257H142ZM141 258V259H142ZM149 258V257H148ZM203 258V257H202ZM215 258V257H214ZM251 258V259H252ZM256 258V257H255ZM257 258H259V257H257ZM3 259V260H2ZM101 259V258H100ZM182 259H183V257H182ZM226 259V258H225ZM249 259V258H248ZM260 259V258H259ZM259 259H257V261L259 260ZM264 259V258H263ZM13 260V259H12ZM11 260V261H12ZM16 260V259H15ZM21 260H22V258H21ZM39 260V259H38ZM45 260V259H44ZM53 260V259H52ZM72 260V259H71ZM71 260H70V264H72V262H71ZM76 260V259H75ZM102 260H103V257H102ZM107 260V261H108ZM122 260V259H121ZM136 260V261H137ZM174 260H176V259H174ZM215 260V259H214ZM20 261V260H19ZM85 261V260H84ZM88 261H89V259H88ZM123 261V260H122ZM182 261V260H181ZM188 261H189V258H188ZM234 261V260H233ZM13 262V261H12ZM53 262V261H52ZM51 261H50V263H52ZM92 261H90V263H91ZM94 262V261H93ZM142 262V261H141ZM140 262V263H141ZM144 262V261H143ZM15 262H13V264H14ZM17 263V262H16ZM41 263V262H40ZM86 263H88V262H86ZM107 263H109V262H107ZM107 263H105V264H107ZM115 263V262H114ZM242 263H244V262H242ZM262 263V262H261ZM10 264V263H9ZM27 264V263H26ZM35 264V263H34ZM116 264V263H115ZM121 264V263H120ZM128 264H130L129 262H128ZM142 264V263H141ZM144 264V263H143ZM184 264V263H183ZM186 264H188L187 262H186ZM202 264V263H201ZM205 264V263H204ZM241 264V263H240Z\"/></svg>",
    "mask_w": 264,
    "mask_h": 264
}]
</instances>
